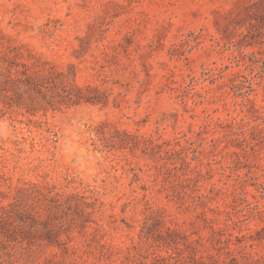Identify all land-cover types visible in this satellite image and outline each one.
I'll return each instance as SVG.
<instances>
[{"label": "rangeland", "instance_id": "rangeland-1", "mask_svg": "<svg viewBox=\"0 0 264 264\" xmlns=\"http://www.w3.org/2000/svg\"><path fill=\"white\" fill-rule=\"evenodd\" d=\"M0 264H264V0H0Z\"/></svg>", "mask_w": 264, "mask_h": 264}]
</instances>
